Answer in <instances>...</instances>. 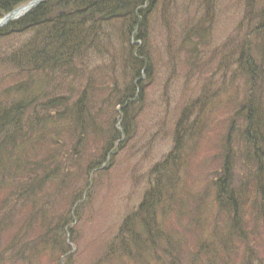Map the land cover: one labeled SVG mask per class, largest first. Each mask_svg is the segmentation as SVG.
I'll use <instances>...</instances> for the list:
<instances>
[{
  "label": "trees",
  "instance_id": "obj_1",
  "mask_svg": "<svg viewBox=\"0 0 264 264\" xmlns=\"http://www.w3.org/2000/svg\"><path fill=\"white\" fill-rule=\"evenodd\" d=\"M31 1L0 0V19ZM241 1L244 33L220 47V90L208 81L181 108L172 150L151 169L153 185L95 264H264V0ZM215 2L200 0L202 17L182 35L193 67ZM180 9L178 0H43L0 29V43L22 41L0 47V264H61L71 253L66 236L89 203L92 176L135 134L155 80L153 23L170 34ZM104 55L109 66L95 65ZM235 82L241 95L218 101ZM222 111L230 117L206 206L203 192L178 179Z\"/></svg>",
  "mask_w": 264,
  "mask_h": 264
},
{
  "label": "rangeland",
  "instance_id": "obj_2",
  "mask_svg": "<svg viewBox=\"0 0 264 264\" xmlns=\"http://www.w3.org/2000/svg\"><path fill=\"white\" fill-rule=\"evenodd\" d=\"M199 1L178 0L181 9L177 19L172 22L170 34L161 21H154L151 30V57L155 65V80L147 90L143 110L138 112L136 132L119 155L107 163L108 167L105 168V165V170L92 176L88 192L89 203L79 212L80 220L72 225L73 234L69 238L66 236L71 253L63 258L61 264H95L102 261L105 246L120 227L122 219L139 205L144 193L153 185L151 169L163 162L172 150L173 131L181 108L200 97L208 81L212 85L211 91L220 90V71L213 76L220 60V47L235 36L243 35L244 31L239 26L243 21L244 8L241 0H216L210 39L205 48L196 46L199 64L193 67L185 61L192 51L191 47H182L181 40L185 27L191 28L203 15V9H197ZM21 42H2L0 47L6 49L4 46H16ZM114 45L117 50L118 44ZM110 53L114 55L113 49ZM105 57L95 59V65L109 66L110 61ZM82 62L88 68H93L90 57H84ZM6 71L0 64V76ZM142 80L147 82L144 78ZM234 85L236 87L230 88L228 94L223 95V98L219 97L218 101L236 97L237 92L241 95L242 83L235 82ZM229 117L230 114L223 111L210 117L211 131L207 139L201 140L196 156L191 163L187 162L178 179L179 184L194 194L203 192L206 206L213 202V184L216 173L220 171L221 145L223 136L227 133L225 131ZM241 162L233 161L236 186L242 180L240 173L244 174L239 166ZM81 185L82 181L78 182L77 188ZM214 213L215 207L211 205L210 215L213 216Z\"/></svg>",
  "mask_w": 264,
  "mask_h": 264
},
{
  "label": "water",
  "instance_id": "obj_3",
  "mask_svg": "<svg viewBox=\"0 0 264 264\" xmlns=\"http://www.w3.org/2000/svg\"><path fill=\"white\" fill-rule=\"evenodd\" d=\"M43 0H34L27 4L26 6L19 8L12 13L8 14L5 16L2 20H0V29L5 27L7 24H9L12 21L18 20L22 18L24 15L29 13L31 10L35 9L38 7Z\"/></svg>",
  "mask_w": 264,
  "mask_h": 264
}]
</instances>
